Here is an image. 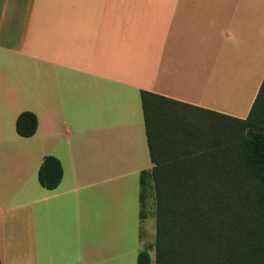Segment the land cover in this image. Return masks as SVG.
Wrapping results in <instances>:
<instances>
[{"label": "crops", "instance_id": "0c3cea01", "mask_svg": "<svg viewBox=\"0 0 264 264\" xmlns=\"http://www.w3.org/2000/svg\"><path fill=\"white\" fill-rule=\"evenodd\" d=\"M263 77L264 0H0V135L37 116L18 135L33 147L0 149V264H62L68 236L72 263L110 256L119 228L89 227L80 209L89 188L152 167L141 90L244 118ZM48 154L63 168L54 189L37 179ZM50 200L76 209L63 233L40 212Z\"/></svg>", "mask_w": 264, "mask_h": 264}, {"label": "trees", "instance_id": "16d2710c", "mask_svg": "<svg viewBox=\"0 0 264 264\" xmlns=\"http://www.w3.org/2000/svg\"><path fill=\"white\" fill-rule=\"evenodd\" d=\"M152 167L140 173V218L149 182L155 204L154 264H264V78L246 117L190 109L140 91ZM30 137L37 116L18 114ZM60 160L45 155L39 184L61 182ZM140 250L136 264H150Z\"/></svg>", "mask_w": 264, "mask_h": 264}, {"label": "rangeland", "instance_id": "374dc122", "mask_svg": "<svg viewBox=\"0 0 264 264\" xmlns=\"http://www.w3.org/2000/svg\"><path fill=\"white\" fill-rule=\"evenodd\" d=\"M11 120L13 123H11ZM11 120L3 127V132L0 135V149L16 146L25 147V145L33 147L34 144L30 145L29 141L18 137V134L13 130L14 120ZM109 126L110 124L105 123V129ZM60 142L61 144L64 143L65 138H61ZM47 145L49 147V144ZM43 151L48 152L47 148L43 149ZM34 159L35 157L32 161ZM5 167H8V165L5 163L4 156L0 152V171L5 173ZM121 171L119 176L114 178L115 180L112 182H103L88 189L89 195L86 197L88 212L86 211V207L81 205V212L88 213L89 227L98 228L106 221H110L113 223L114 229L119 228L114 246L109 250L110 256L104 255L102 260L100 258L93 259L89 264H136L137 254L143 249L147 250L151 257L150 264H154L155 204L151 182H149L147 187L146 200L142 209L145 217L142 219L139 216L140 175L132 171ZM103 174V176H107L108 173L105 172ZM112 183L113 186H111ZM42 205L44 206L40 209V212L48 213L49 216L46 214L44 219L49 228L58 229L61 233L65 229L70 228L68 223L71 220L72 211H76L75 207L70 208V204L67 203L63 207L58 208L54 200H50ZM103 238L105 236L89 235L88 241L96 249L98 244H103ZM69 239L70 237L68 236L67 239L65 237L62 241L56 240V258L62 257L61 262L69 258L62 264H75V261L72 263V260L73 258L76 260L77 251L73 247L69 249L68 244H65ZM82 264L85 263L82 262Z\"/></svg>", "mask_w": 264, "mask_h": 264}]
</instances>
